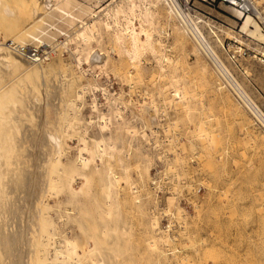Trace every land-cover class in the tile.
I'll return each instance as SVG.
<instances>
[{
    "label": "bare ground",
    "instance_id": "bare-ground-1",
    "mask_svg": "<svg viewBox=\"0 0 264 264\" xmlns=\"http://www.w3.org/2000/svg\"><path fill=\"white\" fill-rule=\"evenodd\" d=\"M10 1H14V3L11 2L10 4ZM17 2L18 0H0V35L4 39V42L2 41L4 48L9 49L6 45L7 42L25 44L23 38L26 40L27 37H29L28 40L31 38L34 42H38L37 44L47 45L42 42L50 44V40L53 39V33L48 32L50 28L48 30L40 28L41 22L46 17H57V19L66 21L68 25L69 23L74 25L79 23L80 25L78 28L75 26L77 29L74 28L73 33L71 32L72 35H68L64 38V42L60 43L62 47L60 48L65 49L69 54L70 61L68 60L69 62L66 64L63 61H61L63 64L56 63L55 60L54 63H51L54 59L51 58L49 63L40 62L39 64H31L32 67H30L31 65H27L29 62L25 64L26 62L21 59L18 53L9 52L11 49L5 52L6 49L4 51L3 48L2 50L0 48L1 51H4L3 53L0 52V264H83L86 258L91 261V264H105L102 261L103 259H100L102 255L98 257L96 252L100 244L108 246L109 252L112 253L110 254L114 257L115 251L118 254L122 252L120 250L122 248L118 246L117 249V245L116 247L113 246L117 243L115 242L117 228L115 227L116 215L114 214L117 211H115V201L117 200V198L115 200L117 194L115 185H117L119 177L115 175V169L113 170L112 166L115 163L122 162L121 152L123 149L118 132L122 131L125 135L127 134L132 141L133 139H137L138 142L139 140L148 141L149 136L157 128V121L155 122L157 117L153 120L151 116H156L155 113L150 115L149 110L139 104L138 109L133 112L134 119L138 121V129H136V125L133 127L124 123L123 114L126 100L121 97V94L116 96L110 93L106 87L96 82L94 75V77L92 76L95 67L104 72L109 64L108 62H110L108 54L105 55L101 49L99 53L92 49V46H94L92 43L95 42L99 45L103 37L108 38L113 46L112 50L119 56H124L134 70L141 63L142 55L147 52L156 61L160 70L163 71H160L161 73L166 71L169 74L176 73V70L180 68V63L174 59L168 61L166 58L167 51L170 49L176 51L177 49L188 52L189 39H192L195 43L191 41L193 43L192 54L197 56L200 53L202 58L206 57L208 59V57L201 44L193 36L190 28L182 22L178 13L167 0H113L98 13H94L90 7L83 6L76 0H19L22 9L15 6ZM252 2L255 9L256 3L254 0ZM222 7L224 11L225 9L231 11L237 17L236 19L244 20L242 29L247 36L264 42V33L261 32L251 13H242L232 5H222ZM71 11H77L79 15ZM234 15L231 14L230 16L233 18ZM83 16L89 19L84 21ZM211 23L213 25L211 35L214 37L217 51L221 53L222 51L218 48L222 47V34L226 35V32H224L226 28L217 25L214 21H211ZM47 25L49 26V24ZM170 31L171 43H168L167 39L170 36ZM233 40L237 42L236 38H233ZM69 42H72L74 46L72 47ZM167 48L170 49L167 50ZM237 50L241 52L240 48H237ZM204 63L202 60H197L194 64V69L197 71L202 84L208 87L210 85L214 92L220 89L221 91H230L223 85L217 70L212 66L211 69L216 75L218 88L215 87L213 74L208 73L206 62ZM15 70H19L25 75L21 76L20 80L17 79L18 81L14 79L13 85L7 82V77L6 81L3 78L1 79L5 74L10 75ZM161 75L163 76V74ZM33 76L38 78L39 85L36 81L37 78L34 80ZM58 76L66 79L60 83L58 81L61 79L59 77L58 80ZM29 80L32 81L30 85L27 82ZM10 81L12 83V79ZM168 84V87L172 86L171 81ZM40 85L43 87L42 90H40ZM88 93H91L93 113L96 112L97 130L99 127L97 135L92 137L90 134L92 138L88 137L87 134L88 128L86 126L89 127V125L86 124L85 126L83 124L80 115V110H82L80 106ZM95 93L103 97L106 112L101 111L97 103L94 104L96 102ZM191 93L188 90L178 88L173 94L177 102L183 104L184 114L189 120L196 114L190 106ZM52 100L57 102V109L55 110L57 118L48 120L47 117L44 120L40 113L42 120L41 124L40 121L38 122L40 124L39 128L38 124H35L37 126L36 130H39V132H34L35 135L38 133L35 136L32 131L35 126L31 124L33 118H30L32 113H29V111L31 109L36 111L34 110L35 107L37 108L41 103L43 106L44 104L47 106ZM221 100L228 104L236 117L242 115L241 111L232 104L229 98L224 97ZM243 104L259 119L260 122H258L264 127V116L261 113H255L248 103ZM47 108L50 109L48 106ZM41 111L44 110L41 109ZM46 112L47 110L43 113L44 117ZM113 123L115 124V136L111 134L106 136L104 134L105 130H109V126ZM194 125L195 131H198V133L202 131L201 125L197 123ZM249 126L250 123H245L246 129L250 128ZM252 136L258 139L260 143L262 142V138L258 134L255 135L254 133ZM30 137L33 138V142ZM73 137L77 139L75 149L77 151L73 159H68L67 153L70 150V144L68 145L67 141L73 140ZM132 141L126 143L127 149L125 150L132 148ZM84 154L86 156H83ZM118 164L121 165V163ZM140 166L144 165L137 162L135 166L137 171L140 170ZM145 167L143 168L146 172L147 167ZM93 175H96L97 186L100 191L98 193L99 196H102L103 200H100L103 205H100V202L96 199L97 197H95L93 191L95 177L93 178ZM123 177L120 178L124 180L127 186H131L127 176ZM78 179H81L82 182L76 189L74 183ZM136 191L135 193L138 192ZM62 196H64L66 204L60 200ZM50 199L53 200L54 204L50 203ZM90 200L98 206L95 208L98 216L94 215L93 211L90 212L86 209L88 206L86 202ZM62 203L65 205L63 208L66 211L72 210V214L69 212L71 215L66 212L65 214L68 218L72 217L70 221H74L73 223H75L77 229L66 224H64V228H61L62 222H56L54 213H52L53 208L60 209ZM74 205L77 206L76 209L73 207ZM71 206L73 209H71ZM92 213L93 218L95 216L100 218V222L94 223L96 218L94 222L92 221ZM59 215L57 216L59 217ZM80 215L81 220H78ZM83 216H87L85 220L82 219ZM103 216H109L110 219H105ZM156 218L157 216H152L151 220L149 219L151 223L148 224L150 225L149 231L152 234L151 239L149 238L151 242H149L155 252L158 249V243L164 245L172 239L171 236L166 237V235L164 238L158 233L159 228L157 227ZM70 221L68 220V222ZM184 224L183 221L181 230L185 229ZM74 229L80 230L86 241L80 243L78 241L80 240L78 238L80 234L77 236ZM65 230V235H61ZM67 231L70 235H66ZM58 235H61V241L56 239ZM110 245L111 248L113 247L112 249ZM95 252L98 258L94 256ZM120 255H123V253ZM124 255L121 257L124 258ZM105 257L108 258L106 254ZM158 258L160 259V257ZM110 259L112 260V258ZM113 259H116V257ZM119 259H121L120 256ZM125 259L123 260L125 261ZM116 260L118 261V259ZM88 261L86 263H89ZM112 261L114 262V260ZM158 263L159 261L155 262V264Z\"/></svg>",
    "mask_w": 264,
    "mask_h": 264
},
{
    "label": "rangeland",
    "instance_id": "rangeland-1",
    "mask_svg": "<svg viewBox=\"0 0 264 264\" xmlns=\"http://www.w3.org/2000/svg\"><path fill=\"white\" fill-rule=\"evenodd\" d=\"M76 1L83 6L90 7L94 13H98V11L108 6L113 0ZM254 1L256 7L252 15L258 23L261 32L264 33V0ZM15 6L17 8L22 6L19 0L15 3ZM199 8L214 23L226 28L224 29L226 35L222 34V47L218 48L222 51L220 55L224 57L225 54H234L236 59L233 63H230V68L239 78L242 87L249 97L264 114V42L247 36L242 29L244 20L236 19L237 17L228 9L224 11L222 5L210 8L200 5ZM71 12L78 14L77 11ZM231 14L235 18H232ZM84 17V21L89 19ZM50 21L51 23H49ZM79 25V23L78 25L71 23L68 25L66 21L57 19V17H46L41 22L40 28L45 30L50 28L48 32L53 33V39L50 40V44L47 42L42 43L54 47L56 53L54 52L51 57L41 62L49 63L51 58H54L51 63L55 61L59 64L62 63L61 61L64 64L68 63L70 61L69 54H67L68 52L65 49H61L60 43L64 42V38L68 35H72ZM28 38L26 40L23 38V43L25 42V44L18 43L17 45L34 46L38 43L31 40V38L28 40ZM233 38H236L237 42H234ZM2 41L4 42V39L0 35L1 50L3 48L4 51L6 49L5 52L9 51L10 49L2 46ZM167 41L171 43V31ZM191 41L194 43L192 39H189L188 52L167 48V50L170 49V52L167 51V60L171 61L174 59L180 63V65L177 63L180 68L177 65L179 69L176 70V73L172 74H169L168 71L161 73L163 71L160 70L156 61L147 52L142 55L138 70L135 69V71L134 68L130 67L129 62L124 56H119L112 50L113 46L108 38L103 37L99 45L95 42L92 43L94 45L92 49H95L94 51L98 53L101 49L105 55H109L110 61L104 72L95 67L92 76L94 75L95 77H93L94 79L96 78V82L106 87L110 93L116 96L117 94H121V97L126 100L123 114L124 123L133 127L136 125V129H138V121L134 119L133 112L138 109L139 104L148 109L150 115L155 113L156 116H151L153 120L157 117L155 120V122L157 121V128L149 136L148 141L139 140L138 142L137 139H133L132 141L131 137L127 134L128 137L122 131L118 132L123 149L121 152L122 162H118L121 165L115 163L112 166L113 170L115 169V175L119 177L117 185H115V191L117 189L118 192L116 191L117 196L115 195V200L117 198L115 201V211H117L114 214L116 215L115 227L117 228L115 229L118 232H115V242L117 243L113 246L116 247L117 245V249L118 246L122 248L119 249L125 255L122 258L121 256L123 255L115 251L117 261L113 259L115 257L109 252V247L100 244L97 249L98 251H96L98 254L95 252L94 256L98 258L102 255L100 259H103L102 261L105 264H114L115 262V264L120 262V264H155L156 261H159L160 264H264V127H262L263 125L259 123V119L254 117L245 105L236 100L231 91H221L220 89L214 92L210 85L208 87L202 84L197 71L194 69V64L197 60H202L203 63L206 62L208 73L211 72L213 74L215 87L218 88L216 75L211 69L212 65L206 57L202 58L200 53L198 54L200 56L192 54L193 43ZM69 43L72 44V47L74 46L72 42ZM237 48H240L241 52H238ZM1 50L0 52L3 53L4 51ZM9 52H12V50ZM21 59L23 60L24 58L21 57ZM24 62H26L25 64L29 62L27 64L29 66L40 63L30 62L26 59H24ZM109 67L111 68L109 69ZM12 73H9L10 75L8 73L5 74L6 76L4 75L5 77L3 76L1 79L3 78L4 81L7 80L10 85H13L14 79L20 80L21 76L25 75V73L19 70L12 71ZM161 74L163 76L165 74V76L163 77ZM59 77L61 80H59ZM36 78L33 76L34 80ZM64 79L66 78L58 76V82L62 83ZM36 81L39 85L40 81L38 78ZM170 81L172 82V86L168 87V82ZM27 82L30 85L32 81L29 80ZM26 85L28 84L26 83ZM39 87L40 90L43 89L42 85ZM178 88L188 90L190 93L192 92V95L194 94L193 96L191 95V104H189L196 114L191 120L186 118L183 104L177 102L173 96ZM95 95L96 102L94 104L97 103L98 108L106 112L103 97L98 93H95ZM224 97L229 98L232 104L241 111V116L236 117L232 113L228 104L221 100ZM91 98V93L86 94L80 106L83 124L85 126L86 124L89 125V127H86L88 128L87 134L90 138L97 135L99 131V127L98 130L96 127L98 126L96 123V112L93 113ZM41 104L36 105L37 108L35 107L34 109L36 111H33V109L29 111V113H32L30 115V118H33L31 121L32 126H35L37 123L38 128L41 124L42 116L44 120L47 117L48 120L50 118H57L55 115V110L57 109L56 101L52 100L50 104L48 103L47 106L50 109L45 104L44 106ZM41 109L44 111L42 112ZM45 109L47 110V116L45 115L44 117L43 113H45ZM153 110L156 111L153 112ZM40 113L42 116H40ZM94 123L96 124L94 125ZM195 123L201 125V132L198 133V131L194 130L193 125ZM245 123H250L249 127L252 129H246ZM114 125L113 123V125L109 126V130H105L104 134L106 136L109 134L115 136ZM37 126L34 127V130L32 129L33 133L39 132L38 129L36 130ZM33 133L31 132V134ZM254 133L262 138L261 143L252 136ZM34 135L31 136L34 137ZM32 137H30L31 141ZM74 139L67 141V144H70V150L67 153L68 159H73L76 155L77 139L76 137ZM129 141H132V148L125 150L127 149L126 143ZM73 145L75 146L73 147ZM83 156L86 155L84 154ZM136 161L146 166L147 171H144V166H140V170L137 171L135 167L137 165ZM124 174L127 176L131 186H127L122 179L125 176ZM93 178L95 179L93 181V191L101 205L102 201L100 199H102V196H99L100 191L97 186L96 175H93ZM81 182V179L76 180L74 188L78 189ZM60 200L64 202V196L60 197ZM52 201L50 199V203L54 204ZM86 203L88 205H86V209L90 212L93 211L95 215L97 212L95 208L98 206L91 202V200ZM64 204L66 203L64 202ZM64 204L60 205V207L62 206L60 209L53 208L54 211L52 213H54L56 222H62L61 228L66 224L77 229L75 223H73L74 221H70L72 217L68 218L65 214V212L72 214V210L66 211L63 208ZM93 205L96 206L94 207ZM73 207L77 208L75 205ZM56 213L57 215L60 214L59 217L55 215ZM94 215L92 213V221L94 222L96 218V222L94 223L100 222V218L96 217L98 215L96 214L95 218H93ZM151 215L157 216L158 233L164 238L166 235V237L171 236L170 238H172L167 244L158 243L156 252L155 249L152 250L150 244L152 234L149 231L150 225L148 224L151 223V221L149 222V219L151 220L152 217ZM86 217L83 216L82 219L85 220ZM103 217L105 219L108 218V220L110 219L109 216ZM79 219L81 220V215L78 217ZM183 221L185 222V229L181 230ZM186 226L188 227L186 228ZM75 229L74 233L77 236L80 234L78 236L80 240L78 241L80 243L86 241L80 230ZM63 232L61 235L64 236L66 230ZM67 234L70 235L68 231ZM58 236L56 239L61 241L62 237ZM107 253L111 254L108 255ZM105 254L108 258L105 257ZM117 254L118 256H116ZM119 256L121 259H119ZM85 260L83 264H91V261H88L87 258ZM87 261L89 263H86Z\"/></svg>",
    "mask_w": 264,
    "mask_h": 264
},
{
    "label": "built area",
    "instance_id": "built-area-1",
    "mask_svg": "<svg viewBox=\"0 0 264 264\" xmlns=\"http://www.w3.org/2000/svg\"><path fill=\"white\" fill-rule=\"evenodd\" d=\"M173 9L178 13L182 22L187 25L195 39L201 44L208 61L217 70L221 82L228 88L236 100L244 105L248 103L255 113L264 114L259 110L256 103L249 97L242 88V84L235 72L230 68V63L235 61L233 53L220 55L214 44V37L211 35L213 27L209 17L202 13L199 8L202 5L205 8L216 7L220 5H232L238 8L242 13L253 14L255 9L252 0H167ZM7 47L18 53L21 57L30 62H41L51 57L55 52L54 47L36 44L29 47L18 46L14 42H7ZM247 108V107H246ZM248 109V108H247ZM252 114V112H250ZM260 114V115H261ZM253 115V114H252ZM255 117V116H254Z\"/></svg>",
    "mask_w": 264,
    "mask_h": 264
}]
</instances>
